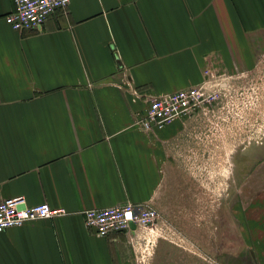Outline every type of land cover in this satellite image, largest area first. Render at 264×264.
I'll return each instance as SVG.
<instances>
[{
	"label": "crops",
	"instance_id": "obj_1",
	"mask_svg": "<svg viewBox=\"0 0 264 264\" xmlns=\"http://www.w3.org/2000/svg\"><path fill=\"white\" fill-rule=\"evenodd\" d=\"M13 8L0 0V195L69 212L0 231V264H136L133 229L98 235L82 210L165 201V146L189 124L144 131L134 90L257 63L264 0H70L24 30Z\"/></svg>",
	"mask_w": 264,
	"mask_h": 264
},
{
	"label": "rangeland",
	"instance_id": "obj_2",
	"mask_svg": "<svg viewBox=\"0 0 264 264\" xmlns=\"http://www.w3.org/2000/svg\"><path fill=\"white\" fill-rule=\"evenodd\" d=\"M224 72V106L165 146L168 196L136 264H264V54Z\"/></svg>",
	"mask_w": 264,
	"mask_h": 264
},
{
	"label": "built area",
	"instance_id": "obj_3",
	"mask_svg": "<svg viewBox=\"0 0 264 264\" xmlns=\"http://www.w3.org/2000/svg\"><path fill=\"white\" fill-rule=\"evenodd\" d=\"M70 0H14V8L6 14V21L18 30L41 25L56 9L66 8ZM204 79L194 85L163 93L142 94L134 90L145 105L135 110V122L146 132L157 135L166 126L181 120H197L203 114L215 112L226 96L229 77L213 63L205 67ZM140 95V96H139ZM134 97V100L138 98ZM64 206H52L48 201L29 204L23 194L2 197L0 195V231L27 220L52 218L67 214ZM84 222L98 235L107 236L115 231L133 229L134 249L141 239L150 240L149 231L159 217L160 211L148 203H117L82 210ZM136 223L132 228L131 222Z\"/></svg>",
	"mask_w": 264,
	"mask_h": 264
},
{
	"label": "flooded vegetation",
	"instance_id": "obj_4",
	"mask_svg": "<svg viewBox=\"0 0 264 264\" xmlns=\"http://www.w3.org/2000/svg\"><path fill=\"white\" fill-rule=\"evenodd\" d=\"M234 78H236V76H234ZM224 100H225V97L223 98V101H221V103H223ZM190 123H191V122H190ZM193 125H194V126H198V125H196V124H194V123H193ZM189 126L191 127V125H189ZM208 129H210V128H208ZM208 129H205L204 131H208Z\"/></svg>",
	"mask_w": 264,
	"mask_h": 264
},
{
	"label": "water",
	"instance_id": "obj_5",
	"mask_svg": "<svg viewBox=\"0 0 264 264\" xmlns=\"http://www.w3.org/2000/svg\"><path fill=\"white\" fill-rule=\"evenodd\" d=\"M131 226H132V228H135L136 227V223L135 222H131Z\"/></svg>",
	"mask_w": 264,
	"mask_h": 264
}]
</instances>
